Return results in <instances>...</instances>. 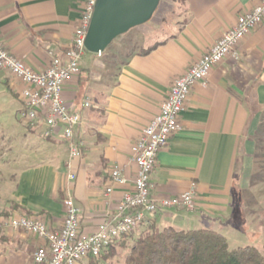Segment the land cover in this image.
I'll return each mask as SVG.
<instances>
[{
    "label": "crops",
    "instance_id": "crops-1",
    "mask_svg": "<svg viewBox=\"0 0 264 264\" xmlns=\"http://www.w3.org/2000/svg\"><path fill=\"white\" fill-rule=\"evenodd\" d=\"M261 1L161 0L148 23L100 55L86 51L80 74L63 90L70 111L80 117L74 130L83 144L80 158L71 159L62 128L45 137L43 123L26 124L21 118L26 85L0 70V116L15 114L8 124L0 123V221L30 212L58 231L68 199L79 210L84 234L113 219L124 194L134 190L132 147L159 114L174 80ZM83 4L0 0V39L13 56L43 71L54 57L65 60ZM237 51L239 58L228 56L205 84L193 86L181 130L159 153L150 176L157 201L183 195L195 184V209L146 213L136 233L151 225L196 227L222 234L229 247H243L254 246L250 235L244 240L245 230L264 229V155L258 152L264 147V24L243 38ZM114 166L124 183L112 181ZM42 244L35 235L3 228L0 264H33ZM101 261L87 258L78 264Z\"/></svg>",
    "mask_w": 264,
    "mask_h": 264
},
{
    "label": "built area",
    "instance_id": "built-area-1",
    "mask_svg": "<svg viewBox=\"0 0 264 264\" xmlns=\"http://www.w3.org/2000/svg\"><path fill=\"white\" fill-rule=\"evenodd\" d=\"M98 0H84L73 43L65 53V60L54 57L50 66L35 71L8 52L0 39V70L21 80L26 88L22 92L21 118L28 126H46L45 137L62 128L64 140L69 145L71 159L80 158L83 144L75 137V127L80 123L78 114L70 111L63 97L65 84L80 74V63L87 51L85 41ZM264 24V0L252 10L241 14L236 24L195 62L182 76L176 78L161 104L160 112L143 129L132 147V162L137 167L134 190L124 194L117 215L104 221L93 234L80 229L79 210L72 199L65 201L66 215L63 227L50 230L37 216H13L0 221L3 228L22 230L39 237L43 244L33 255V264H78L87 258L98 259L115 241L137 231L145 214L160 209L178 208L193 211L196 204V185L192 184L183 195L157 201L152 198L150 176L157 164L159 153L165 149L172 136L181 130L180 117L185 110L191 90L196 83H206L212 69L228 56L239 58L237 48L250 32ZM100 55V54H99ZM75 179V176H71ZM114 183H124L121 169L111 170ZM112 188L107 189V194Z\"/></svg>",
    "mask_w": 264,
    "mask_h": 264
},
{
    "label": "trees",
    "instance_id": "trees-1",
    "mask_svg": "<svg viewBox=\"0 0 264 264\" xmlns=\"http://www.w3.org/2000/svg\"><path fill=\"white\" fill-rule=\"evenodd\" d=\"M26 215L32 216L30 212ZM118 246L127 249L125 264H264V254L258 248L231 249L225 236L206 229H161L151 225L115 241L99 259L109 261Z\"/></svg>",
    "mask_w": 264,
    "mask_h": 264
},
{
    "label": "water",
    "instance_id": "water-1",
    "mask_svg": "<svg viewBox=\"0 0 264 264\" xmlns=\"http://www.w3.org/2000/svg\"><path fill=\"white\" fill-rule=\"evenodd\" d=\"M161 0H98L85 41L86 50L103 53L113 41L148 23Z\"/></svg>",
    "mask_w": 264,
    "mask_h": 264
},
{
    "label": "rangeland",
    "instance_id": "rangeland-1",
    "mask_svg": "<svg viewBox=\"0 0 264 264\" xmlns=\"http://www.w3.org/2000/svg\"><path fill=\"white\" fill-rule=\"evenodd\" d=\"M15 119V114L9 115L2 114L0 116V123L1 124H8L10 119ZM264 141V136H261V138ZM263 146V144H262ZM258 152H261V155H264V147L261 148V151L258 149ZM260 174V173H259ZM262 174V173H261ZM264 174V172H263ZM183 230H189V229H197L196 227H184ZM250 235L249 237L253 240V245L256 246L263 254H264V229H252V230H245V241H249L246 236ZM244 243V242H243ZM251 243V242H248ZM242 245V244H240ZM231 249L237 247L235 245H230ZM127 253V249H123L120 246L116 249V255L111 258L109 261L102 260L100 264H125V256Z\"/></svg>",
    "mask_w": 264,
    "mask_h": 264
}]
</instances>
